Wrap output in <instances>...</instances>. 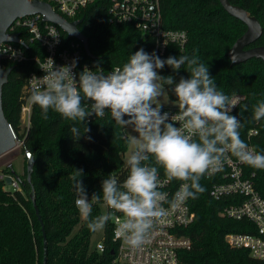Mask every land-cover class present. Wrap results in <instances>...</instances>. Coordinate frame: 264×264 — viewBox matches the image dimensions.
Returning <instances> with one entry per match:
<instances>
[{"label":"trees","instance_id":"1","mask_svg":"<svg viewBox=\"0 0 264 264\" xmlns=\"http://www.w3.org/2000/svg\"><path fill=\"white\" fill-rule=\"evenodd\" d=\"M230 2L256 16L264 29V0ZM108 5V0H95L78 14L82 19L79 29L89 38L93 54V57L88 55L82 48L83 60L112 68L121 65L141 47L149 53L154 52V40L150 36L132 24L110 21ZM161 5L164 26L185 29L189 34L184 49L171 45L161 58L196 54L209 66L219 90L229 96L245 94L246 99L236 111L241 121L240 135L244 140L247 131L257 128L254 143L257 152L264 153V118L259 121L253 118L254 106L264 101V63L259 58H252L231 65L228 56V51L247 30V25L226 12L219 0H161ZM63 37L66 42L74 39L66 32ZM256 44L264 45V32ZM13 66L3 89V108L19 140L23 141L26 159L31 154L35 164L31 182L27 181V166L21 176L26 182L22 191L5 190L4 183L0 182V264H43L44 234L33 206V190L47 235V264H116L117 246L109 222L103 238L104 251L91 250V238L95 232L88 229L87 221L76 208L77 194L70 177L76 169L83 170L81 179L88 196L91 198L94 193L101 196L100 202L93 204L92 215L100 214L104 203L102 180L110 173L120 179L125 175L123 154L130 143L123 136V128L110 116L91 122L87 118L85 122H73L52 110L45 120L40 107L33 104L30 126L20 133L23 106L30 97L25 86L30 72L36 70L37 65L30 60ZM159 71L162 76L173 75L176 81L181 76H190L183 66L178 72L168 65ZM166 89L169 97L176 101L171 88ZM73 126L82 133L79 138L71 133ZM247 170L255 173L256 188L264 197V169L247 165ZM212 182L203 176L200 183L206 190L196 199L189 198L196 219L183 231L193 242L191 249L182 251L185 264H264V260L253 258L248 250L233 248L226 243L227 233L255 232V227L248 220L230 219L220 214L229 201L210 196ZM78 225V231L74 232Z\"/></svg>","mask_w":264,"mask_h":264},{"label":"clouds","instance_id":"2","mask_svg":"<svg viewBox=\"0 0 264 264\" xmlns=\"http://www.w3.org/2000/svg\"><path fill=\"white\" fill-rule=\"evenodd\" d=\"M165 65L175 72L183 66L190 76H181L178 81L173 75L162 76L159 70ZM39 66L45 74L34 76L39 82L32 84L30 100L40 107L45 120L49 110L73 122H85L93 115L104 117L107 110L117 125H131L135 132L127 137L128 143L135 145L126 160L127 177L121 183L110 173L101 182L107 211L92 215L93 204L99 203L101 196L94 193L89 198L82 169L70 177L77 194L76 208L91 232L101 231L114 221L116 238L139 248L166 215L163 204L174 207L196 199L206 190L201 178L221 170L229 154L253 168L264 169V153L249 148L241 138V121L232 114L234 101L218 89L209 66L196 54L162 59L155 51L149 53L141 47L107 73L85 66L78 76L76 60L56 66L48 57L47 64ZM166 87L175 95L177 114L164 111V104L158 103ZM253 118H264V101L254 106ZM70 131L76 138L82 134L76 126ZM161 168L167 181L182 182L171 201L161 190Z\"/></svg>","mask_w":264,"mask_h":264},{"label":"built area","instance_id":"3","mask_svg":"<svg viewBox=\"0 0 264 264\" xmlns=\"http://www.w3.org/2000/svg\"><path fill=\"white\" fill-rule=\"evenodd\" d=\"M40 1L50 4L55 13L72 22L81 20L78 17L80 11L95 0ZM108 3L110 21L132 24L145 35L150 36L154 40V51L160 57L166 54L171 45H177L181 49L186 47L189 41L187 30L171 29L164 26L161 0H108ZM63 32L65 31L59 25L45 19V15L42 13L20 17L9 28L8 34H17L19 41H5L1 44L0 53L3 67L30 60L37 65V69L30 72L28 76L25 86L26 92L31 94L32 84L39 82L34 76L41 77L45 74L39 65H46L48 57L54 59L56 66L72 64L76 60L74 71L77 76L85 66L106 73L114 68H106L83 60V42L73 36L72 38L74 39L72 41L66 42ZM67 35L70 37L68 33ZM230 98L236 105L232 114L236 115V111L246 99V95L235 93ZM90 103L91 101H87L86 104L90 105ZM32 105L33 103L29 97L22 110L29 114L28 126L31 123ZM163 110L171 114H177L179 111L176 106H164ZM107 116L111 117L110 112L106 110L104 117ZM104 117L93 115L88 117L87 121L91 122ZM127 128H123L124 137H129L126 133ZM257 134L258 129L251 128L244 136L249 148L256 152L257 148L254 138ZM20 144H23V141L19 140L16 148ZM4 155L0 156V159ZM124 161L126 164V159ZM3 166V168H0V182L4 183V189L10 192L22 191L23 187L16 177L17 173H12V169H14L13 162L9 161ZM125 170L123 179L117 177L121 183L128 175L127 164ZM254 175L255 173L248 172L247 164L239 161L231 154L222 163L221 170L213 175L206 174L213 181L209 190L210 196L216 200L227 198L229 201L220 214L230 219L248 220L255 227V232L233 231L227 233L225 235L226 243L233 248L248 250L255 259L264 260V197L256 188ZM7 177L12 178L10 184L6 182ZM160 178L161 183L164 185L161 190L168 193V200L171 201L182 182L177 180L167 181L162 168L160 169ZM163 207L166 210V215L154 225L147 242L139 248L125 245L120 239L116 238L114 233L115 223L114 221H109L112 227V238L117 246L114 259L116 264H185L182 259V251L191 249L193 242L191 237L183 231L184 228L195 221L196 213L191 208L189 199L177 203L174 207L170 203H164ZM106 210H108L107 205ZM114 215L119 216L122 214L114 213ZM96 249L100 252L104 251L105 243L103 239Z\"/></svg>","mask_w":264,"mask_h":264},{"label":"water","instance_id":"4","mask_svg":"<svg viewBox=\"0 0 264 264\" xmlns=\"http://www.w3.org/2000/svg\"><path fill=\"white\" fill-rule=\"evenodd\" d=\"M223 8L230 15L242 20L247 25V30L241 35L228 51V56L231 65L246 62L252 58H259L264 63V45H257L256 43L263 36V26L256 16L251 15L243 7L233 4L230 0H219ZM42 13L45 19L59 25L70 37H76L83 42L84 48L88 55L93 57L89 48V38L85 36L79 29L81 20L69 22L65 18L55 13L50 4L40 0H0V48L1 44L5 41L18 42L17 34H8L9 28L20 17ZM14 66L3 67L2 55L0 53V156L9 153L17 147L19 136L13 125L9 122L5 115L3 108V89L9 81L10 73ZM35 160L31 154L27 161V181L31 182V173ZM12 173L16 174L12 169ZM16 177L24 185L26 182L16 174ZM7 184L12 182L11 177L6 178ZM33 206L36 214L42 224L44 234V261L47 264V235L43 225V219L40 209L36 202V195L33 190L31 194Z\"/></svg>","mask_w":264,"mask_h":264},{"label":"rangeland","instance_id":"5","mask_svg":"<svg viewBox=\"0 0 264 264\" xmlns=\"http://www.w3.org/2000/svg\"><path fill=\"white\" fill-rule=\"evenodd\" d=\"M158 103H162L164 104V106H175L177 104V101H173L169 97V93L166 89L163 97L158 101ZM31 112H32V108H31ZM21 122H22L21 123L22 130L20 131V133H22L24 131V128L29 125V114H26L24 111H22ZM126 133L128 134L129 137L135 135L134 129L131 125L129 126V128H127ZM134 148H135V145H132V144L129 145L127 152L123 156L124 159L127 160V158L129 157L131 152L134 150ZM9 161L13 162V168L18 175L25 174L28 159H26V151L23 150V144H20L18 148L13 149L12 151L5 154L0 159V168H3L4 167L3 165ZM101 208H102V212L107 211L105 204L101 205ZM78 229H79V225L75 228L74 232L78 231ZM104 234H105V228L93 234L91 238V250L96 249L97 245L104 238Z\"/></svg>","mask_w":264,"mask_h":264}]
</instances>
